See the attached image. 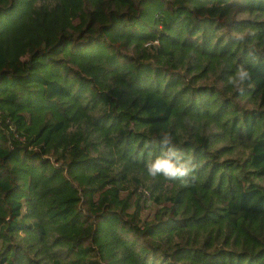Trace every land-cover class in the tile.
Masks as SVG:
<instances>
[{
    "label": "trees",
    "instance_id": "obj_1",
    "mask_svg": "<svg viewBox=\"0 0 264 264\" xmlns=\"http://www.w3.org/2000/svg\"><path fill=\"white\" fill-rule=\"evenodd\" d=\"M0 264H264V0H0Z\"/></svg>",
    "mask_w": 264,
    "mask_h": 264
},
{
    "label": "clouds",
    "instance_id": "obj_2",
    "mask_svg": "<svg viewBox=\"0 0 264 264\" xmlns=\"http://www.w3.org/2000/svg\"><path fill=\"white\" fill-rule=\"evenodd\" d=\"M241 80L247 76V72L239 73ZM160 146L166 149L161 156L157 157L154 162L148 165V173L152 177L163 175L166 178L172 179L176 177H184L192 171V165L189 161L182 158V154L172 145L169 135H163Z\"/></svg>",
    "mask_w": 264,
    "mask_h": 264
}]
</instances>
